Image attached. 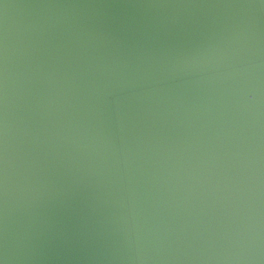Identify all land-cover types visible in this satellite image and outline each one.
I'll list each match as a JSON object with an SVG mask.
<instances>
[{"label":"water","instance_id":"obj_1","mask_svg":"<svg viewBox=\"0 0 264 264\" xmlns=\"http://www.w3.org/2000/svg\"><path fill=\"white\" fill-rule=\"evenodd\" d=\"M0 264H264V0H0Z\"/></svg>","mask_w":264,"mask_h":264}]
</instances>
